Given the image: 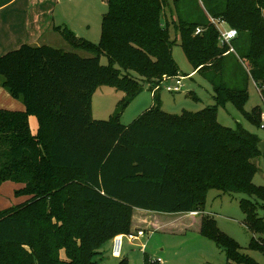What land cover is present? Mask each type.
I'll return each instance as SVG.
<instances>
[{"label": "trees", "instance_id": "1", "mask_svg": "<svg viewBox=\"0 0 264 264\" xmlns=\"http://www.w3.org/2000/svg\"><path fill=\"white\" fill-rule=\"evenodd\" d=\"M171 1L172 24L166 18ZM171 1L105 0L99 45L62 29L70 51L23 45L0 56L2 87L26 109H0V185L14 183L16 197L27 198L0 210V264H94L106 243L134 232L135 211L199 216L212 190L254 199H242L240 207L254 235L249 248L264 254V204H256L264 202V187L254 184L261 140L218 121V108L232 103L261 125L264 109L247 112L245 106L251 80L264 104V0H201L204 10L198 0ZM211 19L237 30L234 52L221 46ZM199 27L204 32L195 36ZM173 33L195 72L211 84L215 105L170 115L149 88L154 105L123 124L120 117L143 92V81L161 89L163 77L179 75ZM100 85L127 94L111 120L93 118ZM30 116L40 124L35 134ZM200 233L231 261L257 264L213 219L203 217Z\"/></svg>", "mask_w": 264, "mask_h": 264}, {"label": "rangeland", "instance_id": "2", "mask_svg": "<svg viewBox=\"0 0 264 264\" xmlns=\"http://www.w3.org/2000/svg\"><path fill=\"white\" fill-rule=\"evenodd\" d=\"M191 1L195 3L197 0ZM198 1L204 10L201 0ZM107 12L108 7L105 0H67L66 8L63 11L65 16L58 24H62L65 27L63 29L74 32L78 38L99 45L103 39L102 24ZM166 18L171 24L177 20L176 9L172 1L170 8L167 9ZM60 38L58 46L52 45V47L70 51L72 45L64 39L62 33ZM173 38L178 40L177 45L173 48V58L179 75L163 77L159 83L161 85V89H159L157 83L143 81L135 72H131L133 78L143 81L141 86L144 90L125 107L124 113L120 117L123 124L133 123L154 105V95L149 88H154L157 91L162 110L170 115L181 116L184 111L197 113L215 105L214 90L211 84L204 75L195 72V68L181 44L180 36L173 33ZM77 53L83 57L90 56L83 51ZM3 54L0 53V56ZM101 63L107 66L108 58L103 56ZM179 77H183L182 92H167L165 88L169 84L168 82ZM3 82L4 78L0 76V84ZM2 91L5 95H9L8 90L3 88ZM126 96L127 94L118 88L107 85L98 86L91 102L93 118L95 120H111L115 116L117 107ZM0 103H2L0 105L5 104V97L2 94H0ZM256 107L264 109V104L255 83L251 80L249 82V100L245 110L251 112ZM218 121L223 126L234 130L241 126L264 141V119L262 120L261 117V125L258 127L250 122L232 103L218 108ZM254 162L258 169L254 184L264 187V156ZM17 189L18 187L11 182L0 185V210L16 207L24 203L23 201H27V198L16 197ZM242 199L254 201L244 194H223L212 190L207 195L205 212L199 216L191 214L163 215L135 211L132 224L135 229L133 234L143 231L146 236L135 241L134 244L125 239L121 258L113 255V240L106 243L96 256L94 264H120L123 260H126L127 264H159L153 262L157 259L163 261L160 264H237L231 261L215 242L200 233L203 217L213 219L216 227L224 235L234 239L241 246L243 254L252 258L257 264H264V254L249 248L254 235L245 226L246 215L240 207ZM256 204L262 207L264 202L258 201ZM260 214L264 215L263 212ZM256 240L259 241V236ZM259 243L264 245L262 240ZM144 244L146 247L143 249Z\"/></svg>", "mask_w": 264, "mask_h": 264}, {"label": "crops", "instance_id": "3", "mask_svg": "<svg viewBox=\"0 0 264 264\" xmlns=\"http://www.w3.org/2000/svg\"><path fill=\"white\" fill-rule=\"evenodd\" d=\"M66 3L67 0H0V53L6 54L23 45L58 46L65 28L58 23L65 16ZM2 89L0 84V94L5 97V104L0 105V109L26 110L21 100L13 99L10 93L5 95ZM29 125L32 132L37 133L40 126L37 117L30 116Z\"/></svg>", "mask_w": 264, "mask_h": 264}, {"label": "built area", "instance_id": "4", "mask_svg": "<svg viewBox=\"0 0 264 264\" xmlns=\"http://www.w3.org/2000/svg\"><path fill=\"white\" fill-rule=\"evenodd\" d=\"M212 24L215 26L217 31L219 32V40L221 46H229L230 47V52H234V49L231 47V42L236 39L238 36V32L235 29L230 28L224 20L222 19H211ZM204 29L203 28H197L195 32V36L203 34ZM167 82V81H166ZM166 86L167 92L170 93H181L183 89V77L179 78H174ZM262 120L264 119V113L262 114ZM146 235L143 231L138 232V234H127V235H120L117 236L113 239V255L117 258L122 257V247H123V242L125 239H128L129 242L135 243V241H138L141 238H144ZM143 249L146 247V244H144ZM155 263H163L161 259L153 260Z\"/></svg>", "mask_w": 264, "mask_h": 264}, {"label": "water", "instance_id": "5", "mask_svg": "<svg viewBox=\"0 0 264 264\" xmlns=\"http://www.w3.org/2000/svg\"><path fill=\"white\" fill-rule=\"evenodd\" d=\"M259 148H260V150H261V152H262V154H263V156H264V141H261V142L259 143Z\"/></svg>", "mask_w": 264, "mask_h": 264}]
</instances>
